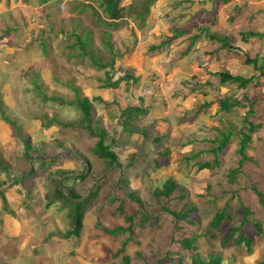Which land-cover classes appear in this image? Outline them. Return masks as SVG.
Masks as SVG:
<instances>
[{"label":"rangeland","instance_id":"374dc122","mask_svg":"<svg viewBox=\"0 0 264 264\" xmlns=\"http://www.w3.org/2000/svg\"><path fill=\"white\" fill-rule=\"evenodd\" d=\"M144 1L121 0L120 4L127 7ZM151 10H156L157 20L147 29L129 17L121 24L106 25L103 21H112L99 8L98 0H0V182L5 186L29 173L20 184L0 189V225L10 226L13 217L19 229L15 226L11 233L0 230V264H120L121 257L112 253L126 240L125 254L131 257V264H177L180 254L185 256L184 264H191V253L173 244V238L184 237L176 228L175 217L162 210L180 209L183 203L175 200L179 193L159 200L153 194L168 179L184 189L188 205L197 207L190 217L195 226L183 227L188 236H200L199 253H221L229 264H264V232L259 234L253 225L256 219L264 223V213L253 207L256 214L242 224V204L254 205L250 191L244 190L247 183H260L264 189V77L260 84L246 89L250 100L241 96L236 85H220L210 72L225 65L245 76L257 71L244 56L221 48L204 33L229 35L237 43H242V32L264 33V0H156ZM185 28L191 35L202 33L187 55L188 35L160 51H149L152 45L173 37L174 29ZM77 36L86 42L87 54L83 53L81 62L69 58L82 53L79 48L70 49ZM104 39L110 41L113 54L104 49ZM243 49L261 62L264 37L253 38ZM31 51L42 56L40 62ZM113 55L114 69L99 70L93 65L92 60L105 62ZM42 70H49L46 77L40 74ZM106 71L114 74L113 80L121 71L129 75L134 71L135 77L130 79L140 75L142 81L141 77L131 81L128 90L125 82L114 90L99 89ZM206 81L213 82L206 88L213 103L200 109L207 101L200 93L192 94L191 88ZM78 96L101 97L102 101L93 102L94 128L100 123L110 135L108 141L119 140L112 149L124 169L107 170L105 162L92 153L98 139L64 126L80 119L74 104ZM233 96L243 106L221 111L220 100ZM137 107L149 110L138 121L132 120L138 118L136 114H125ZM247 121L263 124L246 151L255 162L243 161L240 174L231 179L230 172L242 161L240 131L248 127ZM227 132H232L230 141L214 154L212 149ZM25 137L34 142L29 149L21 141ZM26 151L32 154L31 165ZM59 154L62 157L56 158ZM40 159L53 163L43 164ZM216 159L212 169L198 166ZM32 172L35 175L30 177ZM83 174L84 179L77 178ZM123 175L126 185L119 183ZM58 184L65 196L75 191L84 199L98 189L88 203L76 201L78 207L86 208L80 238L64 237L73 229L70 200L69 206L62 201L47 206L45 196H54ZM118 197L122 199L118 201ZM136 197L139 203L133 201ZM223 209L227 214L220 233L211 230L209 223ZM144 214L150 216L149 221ZM126 216L134 218L129 221ZM234 227L250 234L252 252L243 245L223 243ZM120 228L122 232L115 234Z\"/></svg>","mask_w":264,"mask_h":264},{"label":"trees","instance_id":"16d2710c","mask_svg":"<svg viewBox=\"0 0 264 264\" xmlns=\"http://www.w3.org/2000/svg\"><path fill=\"white\" fill-rule=\"evenodd\" d=\"M49 0H43V2H48ZM156 0H145L144 3H133L130 6L127 7H122L121 6V0H98L99 3V8L102 10V12L104 14H106L107 18L109 20H111L112 22L109 23L107 21H103L106 25H116V24H121L124 22V18L125 17H129L132 18L135 21H141L140 23L145 25L147 29H150L153 27V25H155L156 20H157V12L156 10L151 13V8L154 5ZM215 1H221V2H228L229 0H215ZM101 24L103 23L100 20ZM173 37H171L168 41H164L161 44H159L158 46L156 45H152L149 49L150 52H156V51H160L162 50L164 47H169L171 45L172 42L178 40L179 38H182L184 35H188V39L190 41L187 50L184 52L185 55H187L188 53L191 52V50L193 49V46L195 45V42L200 38L201 34L199 35H191V31L188 28L185 29H174L173 30ZM205 36H207L209 39L218 42L221 45V48L227 50L228 52H232V53H236L237 55H241L245 57V62L247 64H252L255 68V70L257 72L255 73H251L250 76H245V75H241L240 73L235 74L233 72V67H228L227 65L223 66L221 68V70H215L213 72H210V74L212 75V77L217 78V82L222 85V86H226V85H236V88L239 89V91H242L241 96L245 99V100H250L249 95L247 93V88L249 85H258L260 84V77H264V59L260 62L258 58H251L247 55V53L244 51V47L246 45H248L250 43V41L253 38H260V37H264V33L258 32V31H247V32H242L240 33V36L242 38V43H237V42H233L231 41V37L229 35H218V34H214L210 31H205ZM75 35V34H73ZM88 35V34H87ZM106 37H108V35L106 34ZM109 38V37H108ZM103 47L107 52H111L113 54V46L111 45L110 41L108 39H104L103 41ZM81 49V52H77L76 54H70L69 58H74L77 59L78 62H81V60L83 59V53L87 54L86 52V42L85 40H83L81 37L77 36V42L71 46V50H75V49ZM31 53L34 56V59H36L37 62H40L42 58V56L38 55L37 53H35L34 51ZM73 56V57H72ZM92 60V59H91ZM93 65L95 67H97L99 70L102 69H106V68H111L114 69L116 67V57L115 55H113L108 61L102 62L101 58H98L96 60H92ZM41 70V69H40ZM47 72H49V70H42L40 72V74L43 77L47 76ZM121 76L116 79L114 78V74H112L110 71H106L105 75H106V79L101 80V83H98L99 89H106V88H113V89H117L119 88L120 84L124 81H127L128 79H130L129 73H127V71L125 72H120L119 73ZM134 82L137 80H133ZM212 81H206L203 85L202 83H198V85H196V87H192L191 88V93L192 94H202L204 99L207 101L206 103L204 102L200 109H205L207 107H210V105L213 103V100L210 99V92L208 90H206V88H210L212 87ZM129 85V84H128ZM201 86L199 89L197 87ZM75 92L78 93V90L76 88H74ZM95 101H102L100 96H95L93 99H89L88 97H80L78 96L76 98L75 101V105L78 108V110L80 111V119L78 121H75L74 123H68V124H64L65 127H72V128H76V129H80L82 131H86L88 132L92 137H96L98 139V141L96 142L95 146L92 149V153L99 157L101 160H103L106 164V169H114L113 167L115 166H119V168H116L114 170L118 171V169H124L125 167L121 165V163H119V155L117 154L116 151H114L112 149V147L114 145H118L116 144L117 142V138H111V141H108L110 138L109 133L107 132L106 129L99 127V124L96 126V128H94V118H93V102ZM251 102V101H250ZM73 104V103H70ZM1 105V104H0ZM243 103L242 100L240 98H236V97H225L222 100H220L219 103V107L220 110L223 112H230L231 110H233L236 107H242ZM149 110L148 109H143L141 107H137V108H133L131 109V111L126 112L125 114L129 115V117H131L132 114H136L138 118H133L132 120H141V116L142 115H146L147 112ZM249 112L251 114H253V109L251 108L249 110ZM124 114V115H125ZM163 116V114H162ZM168 119V118H167ZM169 120V119H168ZM247 125L248 127H244L241 131V140H240V148H239V153L242 156V161L239 162V167L232 170L230 172L231 179H234L238 174H240V171L242 170V166H243V161L244 162H248L251 161L253 162L254 160L249 157L246 154L247 149L250 148L251 143L253 142V138L252 135L256 132H259L262 128H263V124L259 123H253L252 121H247ZM49 127V126H48ZM145 128V127H144ZM143 128V129H144ZM128 130V129H127ZM232 136V132H227V133H223L221 138L218 139V146L214 147L212 149V151L214 152V154H216L217 152L221 151L226 145L227 143L230 141V138ZM201 139V138H199ZM202 140V139H201ZM261 140H264V138H261ZM24 143V146L26 149L31 148V146L33 145L31 139L29 138H22L21 140ZM119 141V140H118ZM110 142V143H108ZM32 154L29 153V151H26L25 153V157L27 162L29 163L30 159H31ZM133 160V157H131L128 161L127 166L131 165V161ZM40 161H42L40 159ZM55 161V160H54ZM53 163V161H42L43 164L45 163ZM88 162V161H87ZM215 162H218V160L216 159L214 162H206V163H199L198 166L200 169H212L213 165ZM255 162V161H254ZM158 166V165H156ZM159 167V166H158ZM61 170H58L57 172H59ZM35 172H32L30 177L34 176ZM86 176V174L83 175H79L77 178L78 179H84ZM66 177V176H65ZM25 178H27V176L25 175L22 178H18L16 177L15 180H13V182L9 183L10 186L13 185H17L20 184L19 182L24 180ZM76 178V179H77ZM22 179V180H21ZM120 184L124 183L125 185L128 183V180H126L125 176H122V179H120ZM2 183H0L1 185ZM245 191H250L252 198L254 200L253 203L254 205H248L245 206L244 204H242V215H243V219H242V224L243 226L250 222L249 217L252 215H255L256 212L253 210V207L257 208L258 211L260 213H264V189L262 188V186L260 185V183L257 182H249L247 183L245 189ZM177 191V192H176ZM57 192V194L55 193ZM54 192V196H51L50 194H46L45 199L48 200V204L47 206H52L55 202H60L62 201V203L64 202L65 205H67V200H70L73 204L70 205L71 206V211L69 212V217L71 219V222L73 224V229L69 230L64 237L66 239H70L72 237L75 238H80L81 237V232L82 229L84 227V214L86 213V208H84L83 206L78 207L79 203H76V201L80 200L81 202L85 201L84 203H88L98 192V189H92L90 191V195L87 198H82L80 195H78L75 191L69 192L68 196H65V191L63 190L62 185L58 184V186L56 187V190ZM179 193V195H177V197L175 198V200L182 202V207L178 210H170L166 207H162V210L166 211V212H170V214H172L175 219H176V228H178L179 230H181L184 234V237L180 238V239H175L173 238V244L178 245L179 248L182 251H187L190 252L191 254L189 255V259L191 260V264H229V263H225L224 257L221 253H217V252H211L209 253L207 256H203L202 253H199L198 251V246L197 243L200 239L199 235H192V236H188V234L185 233L184 231V225L183 224H187L190 227L195 226V222L192 221L190 219L191 215H193L194 213H197V207L195 205H188L185 201H186V194L184 192V189L182 187H180V185L174 182L173 179H168L165 183H163L162 186L156 188L155 192L153 193L154 196L156 197L157 200L160 199V197H164V198H171L172 195ZM135 194V193H133ZM136 196V194H135ZM129 197V196H128ZM119 198V197H118ZM122 198H119L118 201H120ZM5 200V198H4ZM83 200V201H82ZM124 200V199H123ZM115 201V200H114ZM136 203H139L140 199H138L136 197V200H133ZM69 206V205H67ZM141 207V206H140ZM119 210H121L122 213H124L123 209L120 208ZM226 210H220L217 211L214 214V217L212 218V220L209 223V227L211 230H215L218 231L220 233L223 232V228H222V224L223 222L226 220ZM145 215V214H144ZM146 219L149 221L150 220V216L145 215ZM134 217L132 216H126V220L128 219L129 221L133 220ZM143 224V223H142ZM253 225L255 227V229L257 230V232L259 234H262V232H264V223L261 219H256L255 221H253ZM241 229V230H240ZM103 231L109 235H114L112 231L103 228ZM240 231V234L238 235L237 233ZM122 232V228L117 229L115 231V234ZM130 234H131V238L133 236V230H132V226L130 227ZM128 240L123 242L122 247L116 252V253H112V255L115 258H119L121 257V263L120 264H131V257L129 255H126L125 253V249L127 247ZM223 243L227 246H229L230 244H236L237 246H245L247 248L248 252H252V246H253V239L250 237V234L243 230L242 227L239 228H232L231 233L223 240ZM122 254H124L122 256ZM141 257V255H140ZM184 259L185 256L184 254H180L179 259L177 260V264H184Z\"/></svg>","mask_w":264,"mask_h":264},{"label":"crops","instance_id":"0c3cea01","mask_svg":"<svg viewBox=\"0 0 264 264\" xmlns=\"http://www.w3.org/2000/svg\"><path fill=\"white\" fill-rule=\"evenodd\" d=\"M32 60H34V59H32ZM29 63V62H28ZM30 64V63H29ZM135 65H134V68H136V69H138V67H137V64L136 63H134ZM133 65V63H131L130 64V66H132ZM131 69L133 70V68L131 67ZM133 74H134V71H133ZM144 74V73H143ZM132 77H135L134 75L132 76ZM140 75H138V81L140 80ZM141 81H142V77H141ZM123 83V82H122ZM121 85V84H120ZM120 87V86H119ZM129 87H130V89L132 88V86H130L129 85ZM125 88L128 90V85L127 84H125ZM107 89V88H106ZM109 89H111L112 90V88H109ZM129 89V90H130ZM114 90V89H113ZM4 135V134H3ZM0 183H4V181H1ZM10 183V182H9ZM9 183L8 182H6V185L5 186H2L3 184H1L0 185V189H2L3 187H14V185L13 186H10L9 185ZM4 196L6 197V194H4ZM7 199V198H6ZM0 203H1V201H0ZM0 207H1V204H0ZM0 213L1 214H3V211L1 212L0 211ZM12 218V221H13V223L11 222L10 223V226H6L4 223L3 224H1L0 225V230H6L7 229V231H6V233H11L12 231V229H13V227H15L16 226V228L18 229V227H17V223L14 221V219H13V217H11ZM1 220V219H0ZM20 226V225H19ZM20 228V227H19ZM19 230V229H18Z\"/></svg>","mask_w":264,"mask_h":264},{"label":"water","instance_id":"95a60500","mask_svg":"<svg viewBox=\"0 0 264 264\" xmlns=\"http://www.w3.org/2000/svg\"><path fill=\"white\" fill-rule=\"evenodd\" d=\"M70 154V153H69ZM59 157H62V154H59L56 158H59ZM32 164V162H31V160H30V165ZM85 164V163H84ZM33 170V168H31V171ZM27 174H29L28 172L27 173H25L24 175H21V176H19V178H22L23 176H25V175H27Z\"/></svg>","mask_w":264,"mask_h":264},{"label":"clouds","instance_id":"9594fccd","mask_svg":"<svg viewBox=\"0 0 264 264\" xmlns=\"http://www.w3.org/2000/svg\"><path fill=\"white\" fill-rule=\"evenodd\" d=\"M132 75H134V74H130L129 76L132 77ZM136 80H138V79H136ZM131 81H133V80H132V79H128L127 81H124V82H125V84L128 85ZM124 82H123V83H124ZM121 84H122V83H121Z\"/></svg>","mask_w":264,"mask_h":264}]
</instances>
